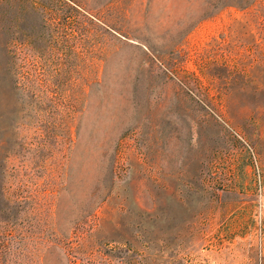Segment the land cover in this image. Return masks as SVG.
Returning a JSON list of instances; mask_svg holds the SVG:
<instances>
[{
	"label": "rangeland",
	"instance_id": "1",
	"mask_svg": "<svg viewBox=\"0 0 264 264\" xmlns=\"http://www.w3.org/2000/svg\"><path fill=\"white\" fill-rule=\"evenodd\" d=\"M224 1L0 0L3 264H264V0Z\"/></svg>",
	"mask_w": 264,
	"mask_h": 264
},
{
	"label": "trees",
	"instance_id": "2",
	"mask_svg": "<svg viewBox=\"0 0 264 264\" xmlns=\"http://www.w3.org/2000/svg\"><path fill=\"white\" fill-rule=\"evenodd\" d=\"M260 0H243L244 3H240V1H234V0H225L224 5H232V4H243V7H249L253 4H257ZM17 82L20 81V75L17 74ZM0 198H3V202L7 204V192H6V183L4 179L0 181ZM15 244L14 241H11L6 237V235L0 234V246L2 249H0V264H3L8 258L10 254L18 255L19 251L16 250L14 247H12ZM19 248V246H16ZM7 264V263H6Z\"/></svg>",
	"mask_w": 264,
	"mask_h": 264
}]
</instances>
